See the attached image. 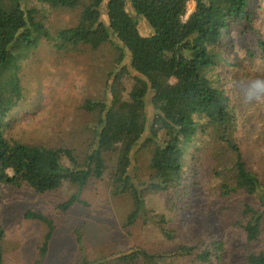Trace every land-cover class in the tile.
<instances>
[{
	"label": "trees",
	"instance_id": "obj_1",
	"mask_svg": "<svg viewBox=\"0 0 264 264\" xmlns=\"http://www.w3.org/2000/svg\"><path fill=\"white\" fill-rule=\"evenodd\" d=\"M36 2L52 11L80 9V16L75 26L52 33L28 0H0V206L3 187L47 196L71 186L76 192L55 208L65 217L78 207L89 210L84 194L104 185L99 214L112 216L113 203L125 200L120 226L133 248L92 260L84 221L75 230L74 264H264V137L244 148L247 123L219 73L225 64L264 86L263 32L254 29L264 20V0ZM190 2L195 7L185 19ZM239 25L255 44H246L243 35L232 45L231 61L224 59L222 39ZM43 39L81 55L107 44L117 52L104 96L80 103L87 122H70L81 126V134L63 147L5 137L7 120L23 98L20 61ZM148 146L150 174L142 180L136 156ZM213 206L215 215L190 238L169 226L183 211L209 213ZM22 219L46 228L33 261L44 264L56 220L36 209ZM6 237L0 216V264Z\"/></svg>",
	"mask_w": 264,
	"mask_h": 264
},
{
	"label": "rangeland",
	"instance_id": "obj_2",
	"mask_svg": "<svg viewBox=\"0 0 264 264\" xmlns=\"http://www.w3.org/2000/svg\"><path fill=\"white\" fill-rule=\"evenodd\" d=\"M28 5L39 10V18L52 33L75 26L80 16V9L52 11L38 4L36 0H28ZM189 7L193 11L195 3L190 2ZM257 7L256 5V9ZM252 10L255 12L254 8ZM139 27L142 34L148 32L144 22ZM260 27L263 32L262 38H264V20L254 23V29ZM242 30H244L242 25L234 26L224 35L219 47L224 59L231 61L232 45H237L239 38L243 35L246 44H255L254 35L242 33ZM58 44L57 41L48 42L43 39L26 59L20 61L19 75L23 98L7 120L5 137L8 140L54 147L71 145L81 134L79 130L81 126H77L76 123L72 126L70 122L76 117L80 125H85L87 122V115L79 111L80 103L88 98L104 96L107 72L113 67L112 61L117 57L116 50L107 44L97 52L89 50L81 55L71 51L65 52ZM257 58L259 59L260 56L257 55ZM220 67H223L219 73L225 79V89L247 123L248 136L245 137L244 148L249 151L247 146H251L256 139L264 137V86L256 80L244 78L242 71L231 70L225 64ZM221 86H223L222 82ZM152 113L150 104L148 114ZM261 145L263 146L261 152H263L264 141ZM152 150V146H148L137 153L135 171L139 179L144 180L149 177ZM2 190L0 216L4 220L7 231L4 242L5 264H33L46 228L42 224L22 219L23 213L29 209L41 210L56 220V234L51 241L44 264H74L76 262L75 230L76 226L84 221L87 224V229L84 230L86 238L93 241L85 252L87 251L88 257L92 260L110 258L133 248V242L120 226L121 217L125 213L123 206L127 202L122 199L114 202L112 216L105 217L99 214L101 204L107 198L104 185L84 194L83 198L88 203L89 210L78 207L65 217L59 216L55 208L76 192L71 186H66L62 191L47 196L39 195L26 188L16 192L8 187H3ZM156 204V201L150 200L148 205L155 208ZM204 210V208L201 209L200 213L192 209L183 211L169 226L173 229L182 228L186 236L190 238L196 231L198 232L197 225L202 221H210L211 214L214 216L218 207L213 206L209 213ZM234 251L236 257L240 258L242 247L236 245ZM176 263L189 264L178 261Z\"/></svg>",
	"mask_w": 264,
	"mask_h": 264
},
{
	"label": "built area",
	"instance_id": "obj_3",
	"mask_svg": "<svg viewBox=\"0 0 264 264\" xmlns=\"http://www.w3.org/2000/svg\"><path fill=\"white\" fill-rule=\"evenodd\" d=\"M190 7L188 6V10H187V14L185 16V19L188 18L189 14L192 12L191 8L189 9Z\"/></svg>",
	"mask_w": 264,
	"mask_h": 264
}]
</instances>
